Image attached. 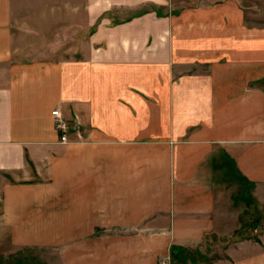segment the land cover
I'll list each match as a JSON object with an SVG mask.
<instances>
[{
	"label": "crops",
	"instance_id": "0c3cea01",
	"mask_svg": "<svg viewBox=\"0 0 264 264\" xmlns=\"http://www.w3.org/2000/svg\"><path fill=\"white\" fill-rule=\"evenodd\" d=\"M16 2L0 0L3 227L60 230L65 264H264V237L223 243L236 199L264 204V25L237 1L87 0L71 52ZM56 108L79 126L67 144Z\"/></svg>",
	"mask_w": 264,
	"mask_h": 264
},
{
	"label": "rangeland",
	"instance_id": "374dc122",
	"mask_svg": "<svg viewBox=\"0 0 264 264\" xmlns=\"http://www.w3.org/2000/svg\"><path fill=\"white\" fill-rule=\"evenodd\" d=\"M11 1H17L15 10L23 27L37 32V35H46L54 43L58 42L64 35L63 45L68 44L71 52L77 47L83 34H89L90 28L87 26L83 28L86 25V19H88L85 8L87 0ZM182 1L190 0H167L166 6L161 9L159 14L164 12L169 14L172 12L171 10L179 8L183 4ZM197 1H237L251 15L252 21L264 25V0ZM66 34L69 35L68 42L65 41ZM241 189L242 185L239 184L232 193L238 196L249 193V191L241 193ZM246 200L237 201L236 199L235 205H238V208L243 211L240 215L241 228L223 243L264 237V204L257 207L255 202L249 204V202L246 203ZM1 223L0 220V264H65L67 252L64 253L65 246L62 245L60 230L35 229L26 225H22L18 229V227H3ZM103 236L109 237V232L103 233ZM209 254V258L205 255L207 257L204 259L205 264H210V260H216L220 256L219 251ZM165 258L160 257L157 264Z\"/></svg>",
	"mask_w": 264,
	"mask_h": 264
},
{
	"label": "built area",
	"instance_id": "2783aa9c",
	"mask_svg": "<svg viewBox=\"0 0 264 264\" xmlns=\"http://www.w3.org/2000/svg\"><path fill=\"white\" fill-rule=\"evenodd\" d=\"M52 117L54 122V129L58 134V143L67 144L69 143V134L70 132L78 133L79 126L77 124L70 125L66 120L63 119L61 113L56 108L52 111ZM159 264H179L171 261L170 257H166L161 260Z\"/></svg>",
	"mask_w": 264,
	"mask_h": 264
},
{
	"label": "trees",
	"instance_id": "16d2710c",
	"mask_svg": "<svg viewBox=\"0 0 264 264\" xmlns=\"http://www.w3.org/2000/svg\"><path fill=\"white\" fill-rule=\"evenodd\" d=\"M170 259L173 262L179 263V264H186L187 260H190L192 262V259L187 258L186 256H177L171 253Z\"/></svg>",
	"mask_w": 264,
	"mask_h": 264
}]
</instances>
